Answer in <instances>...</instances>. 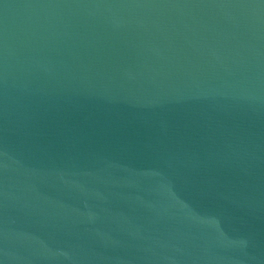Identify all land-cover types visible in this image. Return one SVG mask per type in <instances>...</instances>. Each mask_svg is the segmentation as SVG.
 <instances>
[{
  "label": "water",
  "instance_id": "1",
  "mask_svg": "<svg viewBox=\"0 0 264 264\" xmlns=\"http://www.w3.org/2000/svg\"><path fill=\"white\" fill-rule=\"evenodd\" d=\"M0 264H264V0H0Z\"/></svg>",
  "mask_w": 264,
  "mask_h": 264
}]
</instances>
